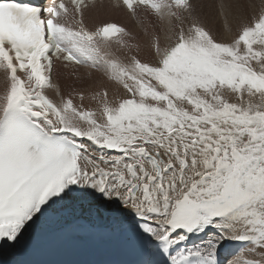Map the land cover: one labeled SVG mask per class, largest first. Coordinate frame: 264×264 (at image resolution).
Returning <instances> with one entry per match:
<instances>
[{
  "label": "snow or ice",
  "instance_id": "1",
  "mask_svg": "<svg viewBox=\"0 0 264 264\" xmlns=\"http://www.w3.org/2000/svg\"><path fill=\"white\" fill-rule=\"evenodd\" d=\"M120 3L176 22L167 46L154 38L155 62L107 50L128 32L89 29L85 0H70L71 23L64 0H0V241L15 248L55 206L95 201L129 218L161 257L149 264H221L229 241L253 258L225 264H264V12L218 41L195 20L183 26L191 0ZM54 60L101 68L126 95L56 103L45 93Z\"/></svg>",
  "mask_w": 264,
  "mask_h": 264
},
{
  "label": "bare ground",
  "instance_id": "2",
  "mask_svg": "<svg viewBox=\"0 0 264 264\" xmlns=\"http://www.w3.org/2000/svg\"><path fill=\"white\" fill-rule=\"evenodd\" d=\"M191 2L193 4V8L195 5L199 4L198 6L201 7V10L203 9L202 5L213 3L214 7H216L217 9L216 18L213 21H210L208 16L205 19H203L199 14L195 15L197 17L189 15V18L185 20L184 25L188 26L193 20H195L198 23L201 22L202 25L204 26L207 25L205 26L207 29L208 27L214 30L218 29L217 31L219 37L216 36L218 37V39L215 37L218 41H231L239 32L242 25L250 23L253 19H255V17H257L262 12H264V0H213L212 2H209V0H191ZM202 14L204 15L203 12ZM97 19L98 20L95 21L93 15L89 17L90 23L93 24L94 26H98L103 22L112 20L113 17L110 12H104V13H100ZM174 25H176V22L174 20L170 22L169 19L167 18V22L164 23L163 25L161 35H159V42L162 48L164 46H167L174 39L175 32L177 31V28L174 27ZM139 30H140V34L143 37L139 41L140 48L137 47V49L141 54V56L144 55L148 57V60L146 59H142V60L143 62H155L156 56L153 49V40L150 36V33L152 32L148 31L147 34V27L145 26L141 27V29ZM211 33L215 35L214 32L211 31ZM124 51L125 50L122 49L121 51H118L117 54L120 56L119 58L122 60L123 63H127L128 60L134 54L131 51V48L128 52H126L128 54L125 56H124ZM114 55L117 56L116 54ZM89 69L91 68L89 67ZM103 73L106 74L104 70L101 69L99 73L91 74L88 80L87 79L83 80V85L81 84L79 86L73 85V88H75L74 90H76L75 92L78 91L77 90L78 88H81V93H83L85 96L84 99L85 102H83L85 107H91V108L98 107L96 102L92 99L93 95L97 91L102 92L104 90H107L109 93V99L110 101L113 102L117 101L119 98H122L126 95L125 91L120 86H118L114 81H105V79L103 78ZM98 74H101L102 77L101 75ZM80 81L81 80H77V83H80ZM4 83H5V74L3 73L2 70H0V94H2ZM59 84L60 85L58 89H59L60 100L62 97L67 98L71 96L70 94L68 95V93H71L72 80L65 81V78H63ZM75 92H73L72 95ZM87 92L88 95H86ZM80 103L81 101H79L77 105H79ZM107 209L113 211L112 209L108 208V206ZM30 231L31 229L27 231L25 234H28ZM252 258L253 257L251 256V254H247L241 259H252ZM255 258L259 259V256Z\"/></svg>",
  "mask_w": 264,
  "mask_h": 264
},
{
  "label": "rangeland",
  "instance_id": "3",
  "mask_svg": "<svg viewBox=\"0 0 264 264\" xmlns=\"http://www.w3.org/2000/svg\"><path fill=\"white\" fill-rule=\"evenodd\" d=\"M213 0H209V2H212ZM216 2V1H215ZM199 5V4H198ZM198 5H195L194 6V15H200L203 19H205L207 16L209 17V20L210 21H213L215 18H216V14H217V9H216V7H214V4L213 3H210V4H204V5H202L203 6V9L201 10V7H199ZM202 12L204 13V15L202 14ZM193 16V15H192ZM201 25H202V23L201 22H199ZM158 24H161L160 22H158ZM205 26H207V25H205ZM148 27H150V25L148 26ZM184 27H185V29L188 27L187 25H184ZM208 29L210 30V32L212 31V32H214V33H216V34H218V29L217 30H214V29H210L209 27H208ZM221 31V30H220ZM152 33H150V36H152L153 35V31H151ZM158 33H160V32H158ZM147 34H148V28H147ZM216 36H218L219 37V35H214V37H216ZM218 37H216L217 39H218ZM152 38V40H153V43H154V37H151ZM144 42V41H143ZM130 49H128V51H129ZM127 50H125L124 51V56L125 55H127L128 53H126V52H128ZM131 51L133 52V54L137 57V58H139L142 62H143V60L142 59H146V60H148V57H146V56H141V54L139 53V51H138V49H137V46L135 45V47H133V48H131ZM126 53V54H125ZM80 85V83H77V84H74V86H79ZM71 88L74 90L75 88H73V85L71 84ZM70 88V89H71ZM71 89V93H68V95L70 94V95H72V93L73 92H75L76 90H72ZM77 90H80V88H78ZM73 91V92H72ZM86 95H88V92H87V94ZM83 102H85V101H83Z\"/></svg>",
  "mask_w": 264,
  "mask_h": 264
}]
</instances>
